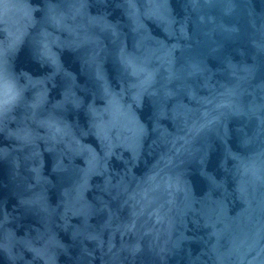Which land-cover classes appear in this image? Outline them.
I'll list each match as a JSON object with an SVG mask.
<instances>
[{
  "label": "water",
  "instance_id": "water-1",
  "mask_svg": "<svg viewBox=\"0 0 264 264\" xmlns=\"http://www.w3.org/2000/svg\"><path fill=\"white\" fill-rule=\"evenodd\" d=\"M192 264H264V0H144Z\"/></svg>",
  "mask_w": 264,
  "mask_h": 264
},
{
  "label": "snow or ice",
  "instance_id": "snow-or-ice-1",
  "mask_svg": "<svg viewBox=\"0 0 264 264\" xmlns=\"http://www.w3.org/2000/svg\"><path fill=\"white\" fill-rule=\"evenodd\" d=\"M3 87H4L3 80H2V77H0V92H2Z\"/></svg>",
  "mask_w": 264,
  "mask_h": 264
}]
</instances>
